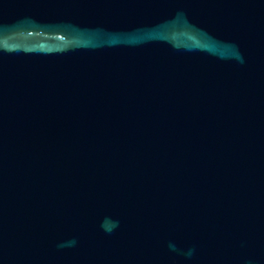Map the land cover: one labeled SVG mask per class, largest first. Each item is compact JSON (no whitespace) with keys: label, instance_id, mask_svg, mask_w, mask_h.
<instances>
[{"label":"water","instance_id":"water-1","mask_svg":"<svg viewBox=\"0 0 264 264\" xmlns=\"http://www.w3.org/2000/svg\"><path fill=\"white\" fill-rule=\"evenodd\" d=\"M0 264H264V0H0Z\"/></svg>","mask_w":264,"mask_h":264},{"label":"clouds","instance_id":"clouds-1","mask_svg":"<svg viewBox=\"0 0 264 264\" xmlns=\"http://www.w3.org/2000/svg\"><path fill=\"white\" fill-rule=\"evenodd\" d=\"M118 225V222H114V226H117Z\"/></svg>","mask_w":264,"mask_h":264}]
</instances>
